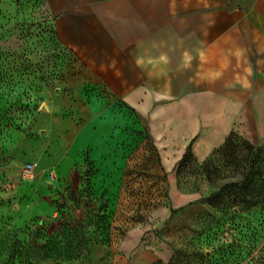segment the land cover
I'll use <instances>...</instances> for the list:
<instances>
[{
  "label": "rangeland",
  "instance_id": "1",
  "mask_svg": "<svg viewBox=\"0 0 264 264\" xmlns=\"http://www.w3.org/2000/svg\"><path fill=\"white\" fill-rule=\"evenodd\" d=\"M81 22L60 23L47 0H0V264L64 261L95 243L118 252L139 229L143 245L156 239L171 253L148 257L149 264H264V200L239 210L222 200L229 184L251 180L260 189L264 145L236 137L234 154L214 152L207 167L195 156L180 161L172 174L190 201L172 215L171 172L148 120L120 104L102 133L93 129L97 98L114 92L80 76L69 44ZM82 96L88 116L78 106ZM59 103L72 104L56 109L60 123L51 114ZM35 161L37 175L27 181L23 169ZM214 194L221 196L211 204Z\"/></svg>",
  "mask_w": 264,
  "mask_h": 264
},
{
  "label": "crops",
  "instance_id": "2",
  "mask_svg": "<svg viewBox=\"0 0 264 264\" xmlns=\"http://www.w3.org/2000/svg\"><path fill=\"white\" fill-rule=\"evenodd\" d=\"M47 3L60 23L82 21L69 44L82 79L107 83L114 92L103 100L96 97L97 113L89 116L93 129L102 133L106 115L120 104L148 120L163 166L171 172L170 209L190 201V189L172 174L189 147L202 164L232 133L264 145V0ZM162 53L169 57L167 64L158 60ZM138 57L144 60L141 65ZM82 98L78 106L88 116L89 100ZM71 106L54 105L52 118L60 123L56 109ZM170 209L163 208L160 215L168 216ZM143 239L139 229L124 239L118 252L95 243L84 256L46 264H149L148 257H163L164 250L171 256L159 240L146 246Z\"/></svg>",
  "mask_w": 264,
  "mask_h": 264
},
{
  "label": "trees",
  "instance_id": "3",
  "mask_svg": "<svg viewBox=\"0 0 264 264\" xmlns=\"http://www.w3.org/2000/svg\"><path fill=\"white\" fill-rule=\"evenodd\" d=\"M236 137H240L242 138V140L246 143H248L249 145H251V142L247 139H244L243 137L239 136L237 133H232L226 140L225 144L219 148L218 150L215 151V153L218 154H222V156L226 157V156H231L232 154H234V150L236 148ZM194 157V154L192 152V148L189 147L183 157V159L180 162L179 167H181L183 164H185L188 160L189 157ZM210 159L208 158L205 162H204V167H207L210 163ZM262 174H260L261 176ZM250 182V184H248ZM247 182L244 186V184L240 185V184H229L223 187L222 189V200L227 198L229 204H231V206L233 208H238L239 210V206L241 205V203H246L248 206L250 207H255L257 205H259V200H264V182L261 185L260 189H258V191L255 189L254 185L252 186V182L251 180ZM257 192V193H255ZM220 195H212V197H210L208 199V202L211 204H214V202H216V200L218 198H220ZM239 196H241V200L239 199ZM244 198V199H242ZM171 214L173 215V213H175L178 209H173L171 208ZM89 248V247H88ZM87 248V249H88ZM78 258V257H76ZM75 259V258H73ZM67 260H72V259H67ZM65 261V260H64Z\"/></svg>",
  "mask_w": 264,
  "mask_h": 264
},
{
  "label": "built area",
  "instance_id": "4",
  "mask_svg": "<svg viewBox=\"0 0 264 264\" xmlns=\"http://www.w3.org/2000/svg\"><path fill=\"white\" fill-rule=\"evenodd\" d=\"M38 164L36 162H28L24 169H23V175L24 179L27 181H32L35 179L37 172H38ZM50 177L53 179V173H50Z\"/></svg>",
  "mask_w": 264,
  "mask_h": 264
},
{
  "label": "clouds",
  "instance_id": "5",
  "mask_svg": "<svg viewBox=\"0 0 264 264\" xmlns=\"http://www.w3.org/2000/svg\"><path fill=\"white\" fill-rule=\"evenodd\" d=\"M184 58H185L186 61L190 62L191 57H190V54L188 52L184 53ZM158 60L160 62H163V63L167 64L169 62V57H168V55L166 53H162V54L159 55ZM152 62L153 61L151 59L148 61V63H150V64ZM136 63H137V65H141L142 63H144V60L142 58L138 57L137 60H136Z\"/></svg>",
  "mask_w": 264,
  "mask_h": 264
}]
</instances>
